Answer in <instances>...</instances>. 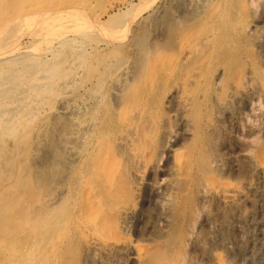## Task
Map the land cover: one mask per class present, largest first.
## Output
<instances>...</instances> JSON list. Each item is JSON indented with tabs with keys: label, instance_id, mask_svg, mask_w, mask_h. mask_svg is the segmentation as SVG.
<instances>
[{
	"label": "bare ground",
	"instance_id": "bare-ground-1",
	"mask_svg": "<svg viewBox=\"0 0 264 264\" xmlns=\"http://www.w3.org/2000/svg\"><path fill=\"white\" fill-rule=\"evenodd\" d=\"M53 1L0 0V22L11 25L0 40V264H46L49 254L61 248L79 250V264H191L170 230L183 216L196 176L203 183L198 193L226 201L234 220L231 230L221 226L211 234L215 245L207 249L209 263L237 264L245 252L246 231L260 229L263 218L252 223L251 210L244 205L251 202L241 192L250 187L249 181L241 187L212 175L210 167L217 171L220 161L209 162L204 140L212 128L223 127L220 117L233 122L235 109L247 106L241 96L250 79L264 91V69L254 65L260 27L249 15L253 0H179L172 14L181 25L169 23L162 39L148 47L142 37L134 42L147 20L136 16L129 29L131 47L138 50L132 65L110 52L98 57L96 46L102 33L105 47L125 42L122 19L132 10V0H115L125 11L105 21V12L91 10V3L99 0ZM73 6L88 15L91 25L67 21ZM28 8L34 10L26 14ZM153 14L150 29L158 32L159 16ZM97 28L102 32L96 36ZM233 39L245 41L249 50L244 72L234 63L217 65V52ZM210 67L217 68L207 74ZM31 124L36 126L30 147ZM28 154L33 172L25 166ZM164 154L163 174L157 177ZM256 154L252 167L264 176V151ZM68 165L71 173L65 174ZM62 172L66 176L58 175ZM56 174L67 178V184L50 196ZM260 200L264 206V190ZM143 223L153 230L140 233ZM232 236L235 247L229 251ZM254 255L264 264L263 244Z\"/></svg>",
	"mask_w": 264,
	"mask_h": 264
},
{
	"label": "rangeland",
	"instance_id": "rangeland-1",
	"mask_svg": "<svg viewBox=\"0 0 264 264\" xmlns=\"http://www.w3.org/2000/svg\"><path fill=\"white\" fill-rule=\"evenodd\" d=\"M5 1H7V3L9 4V3H11V2H13L15 0H5ZM55 1L59 2V0H54L52 2V5L55 3ZM176 2L179 4V0H177V1L176 0H160V1L159 0L158 1L157 0H132L131 1L132 10L130 12H128V14H125L123 16L125 18L124 20L122 19L123 23H126V26H128V27L124 26V28H125L124 29L125 30V37H124L125 42L124 43H121V44H119V45H117L115 47L114 46H112V47H105L104 45H105L106 42H104V40H103V37H105V35H104V33H102V35H98V38H99V36H100V38H99V41L96 42L97 44L95 43L96 46L99 48V51H100V52H98L97 56L100 57V54H102V53L106 54L107 52L108 53L110 52V54L112 53V54L115 55V58H121L123 61H125V62L127 61L126 62L127 64L132 65L133 62H136V59L137 58H136L135 55L137 54V51H138L137 50V47H131V43L133 42V37H131V36L133 35V32L130 33V30L132 28L130 26H133L134 25V22H133L134 20L133 19H135L136 16H137V18L138 17H142V18H145V19L147 18L146 22H143L142 27H140L141 29L138 30L139 33L135 30L137 33L135 32L136 33L135 34L136 36H134L135 37V41L134 42H137L136 39L138 40V38H141L142 37L141 39L144 41L143 42L144 43L143 44L144 46H147V47L148 46H152L154 43H158L159 42L158 40L159 39H162V36L165 35V32H166L165 29H167L166 26L169 23H171L173 26H176V23H178V24L180 23V22H177L178 20L176 18H174L175 14H172V13H174L173 10H172V6L174 7L175 5H177ZM249 2H251V1H249ZM60 3H62V0H61ZM60 3H57V4H60ZM104 3H105V5H103ZM248 4H249V15H251L250 17L253 18V19H251V18L250 19L253 20V23H254L255 26H259L260 27L259 28V32H260L259 34L260 35H259L258 42H260L261 47L258 46V42H256L255 44H257V45L256 46L254 45V47H253V49L255 51L254 53L256 55L254 65H256L258 68L264 69V64H263L264 63V51H263L264 50V23H261V22L264 21V0H253L252 1V4H250V3H248ZM74 6H75V4H74ZM74 6L72 7V9H69L68 10V12H70L72 15H69V19L70 20L67 19V21H71V22H73L76 25L79 24L78 26H81V27L82 26H86V27L89 26V24L91 23V21L89 22L90 19L88 20V18H87L88 15L84 14V12H79V11L77 12V10L74 9ZM93 8H95V9H93ZM122 9L125 11V9L119 3H116L115 0H105V1L104 0H99L96 3H94V2L91 3V10H95V11L101 10V11L105 12L104 13V16L102 17L103 18V21H105V19H106V17L108 15L109 16H112V15H117V13L118 14L123 13L124 11H122ZM33 10L34 9H32V8H30V9L28 8L27 9V12H25V13L27 14L29 11L32 12ZM120 10H121V12H120ZM116 11H119V12H116ZM74 13L76 15H74ZM153 13H156V18H157V16H159V27L160 28H158L159 30L157 29L158 32H153L150 29L151 28V20H152V18H154V14ZM29 14H30V12H29ZM171 17H172V19H170ZM3 19L5 20L6 18L3 17ZM175 20H177V21H175ZM164 23H166V25ZM179 25H181V23ZM179 25H177V26L179 27ZM260 25H262V26H260ZM143 26H145V27H143ZM10 28H11L10 23L9 24L6 23V24L3 25V22H0V29H2V31H0V35L3 34V33H7L8 32V29L10 30ZM5 30H7V31H5ZM95 31H96L95 32V35L96 36H97V32H99V33L102 32L101 30H99V28H97V30L95 29ZM159 31H161V32H159ZM140 34L143 35V36H145V37L143 38V36H140ZM4 35L5 34H3V35L0 36V40L4 37ZM12 36H13V34H12ZM129 36L131 38H129ZM151 36L154 37V38H152ZM25 39H26L25 36L24 37H21L20 38V41L22 42V40H23L25 42L26 41ZM9 40H11V39H9ZM229 41H230L229 45L226 44V46L220 48L219 51L217 52V53L221 54L220 64H217V65L218 66L220 65L221 67H223L227 63L228 64L229 63H234V65H236V67L239 68V71L244 72L243 70H246V68L248 66V64H247L248 62H247L246 56H247L249 50H246V46L247 45H246L245 41H243V40H238L237 41V40H234L233 39V40H229ZM235 43H236V45H235ZM106 48L107 49L109 48V49L106 50ZM231 57H233V58H231ZM213 67H210L208 69L207 74L208 73L211 74V72L214 69L217 68V67L216 68H213ZM249 83H251V84L247 88L248 90L246 89L243 92L242 96H241V100H243V101L245 100L246 103H247V106L245 108H241L240 107L238 109H235L236 111H238L236 113V115H238V116H236L237 118L235 117V119H233V122L232 121L231 122H227L222 117H220V122H222V124L224 122L225 124H223V127L222 128H216V127L214 129L212 128L213 130L211 129L209 131L210 134L207 136L208 138L206 137V139L204 140V144H206L205 145L206 157L208 158L209 162L210 161L211 162H215V160H219L220 161L219 163H220V167L221 168L219 169V167H218V169L219 170H222V171H219L218 169L216 171L215 170L216 169L215 167H213V168L210 167V170H212V175L214 174L213 176H215L217 179H219V178L221 179L222 178L221 179L222 180L221 182H223L225 180H229V182H233V184L236 183V185L237 184L238 185H241V187L244 184V182H247V181H249V183L251 184L250 185L251 189H250V187L249 188L244 187V188H242L243 190L241 189V192L243 191L242 192L243 195H244L245 192L248 193L247 194L248 195L247 197L250 196L249 197L250 198V201L251 202L254 201V202H253V204H251V202L250 203H244V205H245L246 209H248L247 212H250V210H251L250 213L252 215V217H251L252 220L251 219L250 220H251L252 223L253 222H256L257 220L259 221L260 218H263L262 219L263 223H262V226L259 227L260 229L257 228V229H252L250 231L249 230L246 231V236L243 237V240L246 239V240H244L245 241L244 244L246 243L244 245L245 252L242 255H239L238 256V258L239 257L240 258L239 259L237 258V264H263L260 260H258V259L255 258L254 253L256 251V248L259 245H262L263 244V247H264V206L262 204H261L262 206L260 205V203H262L261 202L262 200H260V198H262V192L264 190V176L258 170L255 171L252 166H254V163H253L254 160L253 159L255 158L254 156L257 155L256 153H258L260 151H264V146H263V144H264V91L261 89V85L259 83H257L256 81H253L252 79H250V82ZM254 93L256 95H254ZM259 98H260V100H258ZM256 99H257V101H256ZM249 107H251V108H249ZM246 112H247V114H246ZM242 113H243V115H242ZM210 115H211V113L209 114L208 117H210ZM161 118H162V120H161V123L160 124H162V121L165 119V113L163 112V110H162ZM201 120H202L201 122H203L204 124L207 121V120L204 119V113H203V111H202V114H201ZM222 120H224V121H222ZM227 124H228V126H227ZM35 126H36L35 124H33V125L31 124L30 127H29V130H28V132H30V134L33 132L31 134L32 137H31V135H29V137H28L29 138V146L30 147L33 145L32 142H33L34 137H35V133H34ZM230 128H231V130H230ZM204 130H205V133H207V130L205 129V127H204ZM226 131H227V133H226ZM255 134H256V136H255ZM248 138L251 140V143L254 144V145L250 144V146H249V142H248L249 139ZM252 138H254L255 140L252 139ZM247 139H248V141H247ZM255 143H257V144H255ZM41 150H43V149H41ZM245 150L250 151L251 154H249V152L248 153L246 152V154H243ZM223 151H224V153H223ZM223 155H225V156H223ZM39 157H36L35 160L39 159ZM61 157H63V156H61ZM27 158H28V161L29 162L27 161L26 164H25V166L28 165L29 168H30L29 169L30 172L31 171L33 172V170L35 169L34 168V165H33L34 161L33 160L31 161V158L32 157L29 156V154H28ZM163 159L165 160V154L162 155V158L160 159L161 161L159 160L160 163L157 164V169L158 170L155 173L156 175H158L157 177H162V174H163L162 173V170H163V164H164V160ZM31 164H32V166H31ZM62 164H63V161H62ZM68 167H69V165H68ZM205 168L207 169V166ZM68 170H71V167H69L68 169H66L65 174L66 173H68V174L71 173V171H68ZM65 174L62 172V173H59L58 175L59 176L60 175L63 176ZM68 174H67V176H68ZM58 175L56 174V175H53V177H52V186L54 185V187H55V188L54 187H52V188H54L55 190L54 189H51V191H50L51 192V195L50 196L57 195L58 193L56 194V192H61V190H63L65 188L66 184H67V178L65 179V181H63L62 179L61 180L59 179L62 176L59 177ZM57 177H58V179H57ZM55 180L56 181L59 180V181L56 182ZM260 180H262V181L260 182ZM237 181H238V183H237ZM0 183H1V181H0ZM198 183H200V184H198ZM202 184H203L202 183V179L200 177L196 176L194 178V180H193V183L190 185L189 189L187 190V194H186L187 195L186 196L187 202H186V206L184 207L183 216H181L179 218H176L174 220V224L171 226L173 229L170 230V232L174 230V233L172 235L173 242L177 241V242L180 243V245H182L181 246V251H182V253L184 255V259L186 261L188 260V262L191 263V264L197 263V261H203L202 264H210L209 263L210 260L208 259V257H209V251H207V249L210 250V247H212V245H215L214 244V238H215L214 236L217 234V232H219V230L221 231V229H223L222 228L223 226H224V229L227 226L228 230H231L230 228H232V226H233L232 223L234 222V220H233V218L231 216L230 206H229V204L226 201H224V200H222V199H220V198H218L216 196H211V195H207V194H206L205 197H203L202 194L198 193V191L200 192L199 189H201V187H202V186L201 187L200 186L198 187V185H202ZM2 185H4V183ZM0 188H1V186H0ZM253 189H255V191ZM197 193H198L199 196L197 195ZM244 196H246V195H244ZM201 199L202 200L204 199L203 200V203H201V201H202ZM197 201L199 203H201L200 207H199V203L197 205V203H196ZM193 204H196V205H193ZM246 204H247V206L249 208L246 206ZM250 205L252 207H250ZM203 207H204V209L201 210V208H203ZM253 207H255V208H253ZM195 208H196V210L198 212L195 210ZM149 210H151L153 212L154 211V208L152 206H150L149 207ZM262 210H263V212H262ZM161 214H162V212H161ZM161 214L159 213V215H161ZM200 216H202V217H200ZM225 216H226L227 219L225 218ZM228 218H230V219H228ZM143 219H144V215H143ZM223 220H224V222H220V221H223ZM157 222H158V219H157ZM204 222H205V224H203ZM223 223H225V224H223ZM144 224L145 223L139 225L138 229L141 230L140 233H142V234L145 235V234L151 232L153 230V228H151L152 225L149 224V223H146L145 226H144ZM158 224H159V227L162 229L161 222L160 223L158 222ZM158 224L156 223L155 226H158ZM142 226H144V227H142ZM214 227H216V228H214ZM217 228H218V230H217ZM191 230H193V231H191ZM146 231H148V232H146ZM74 232H75V234H78V231H74ZM248 232H249V234H248ZM244 233H245V231H244ZM211 234H214V236L212 235L213 236L212 237ZM144 235L141 236V238H143ZM243 235H245V234H243ZM251 236H253V238ZM234 237H235V235H234ZM234 237L232 236L231 239H230V242L231 243L229 242L230 243L229 245L231 247H229V249H228V246H227V249L229 251H233L234 250V247H235L234 246V242H233L234 239H235ZM188 238H191V239H188ZM231 240H233V241H231ZM204 242L205 243L207 242V243L204 244ZM43 245H44V243H43ZM177 245H179V244H177ZM185 245H186V248H185ZM246 245L248 246L247 248H246ZM254 245H255V247H254ZM208 246H209V248H208ZM196 247H197L198 250L196 249ZM213 248H216V246H213ZM189 249H190V252H188ZM75 251H76V253H75ZM75 251L71 253V252H67L65 248H61L60 251L58 252V250L56 249L54 251L56 254L54 252H52L51 254H49L47 263L46 262L45 263L46 264H53V263L56 264V261L58 260L57 261V264H79L80 263V260H81V258H80L81 252L79 250H77V249ZM17 252H19V251L17 250ZM190 253H192L193 255L190 254ZM36 254H37V252L35 253V255ZM185 254H186V257H185ZM204 254L206 255V257H205ZM52 258H54L55 261ZM4 260L5 259H3V262H4ZM194 260H196V262H194ZM66 261H67V263H66ZM239 261L241 263H239ZM0 262H1V257H0Z\"/></svg>",
	"mask_w": 264,
	"mask_h": 264
}]
</instances>
